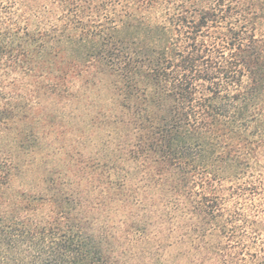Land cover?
<instances>
[{
    "label": "trees",
    "instance_id": "obj_1",
    "mask_svg": "<svg viewBox=\"0 0 264 264\" xmlns=\"http://www.w3.org/2000/svg\"><path fill=\"white\" fill-rule=\"evenodd\" d=\"M0 264H264V0H0Z\"/></svg>",
    "mask_w": 264,
    "mask_h": 264
},
{
    "label": "rangeland",
    "instance_id": "obj_2",
    "mask_svg": "<svg viewBox=\"0 0 264 264\" xmlns=\"http://www.w3.org/2000/svg\"><path fill=\"white\" fill-rule=\"evenodd\" d=\"M61 146V142L50 143L49 141H43L41 143L40 148L32 155L25 156L21 154L19 157L15 159H21V161L26 162L31 159H47L50 161V164H60L65 161V159H72L73 155H75V148L70 145L67 150L57 151V149ZM42 168L40 170H30L28 172L20 173L19 178L16 181V185L19 187L22 183H30L31 180H38L43 176ZM27 183V184H28Z\"/></svg>",
    "mask_w": 264,
    "mask_h": 264
}]
</instances>
